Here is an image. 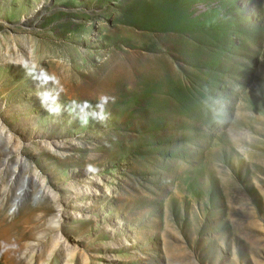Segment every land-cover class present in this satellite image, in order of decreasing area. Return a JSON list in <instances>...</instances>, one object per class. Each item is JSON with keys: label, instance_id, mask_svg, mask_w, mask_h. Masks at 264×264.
<instances>
[{"label": "rangeland", "instance_id": "374dc122", "mask_svg": "<svg viewBox=\"0 0 264 264\" xmlns=\"http://www.w3.org/2000/svg\"><path fill=\"white\" fill-rule=\"evenodd\" d=\"M0 163V264H264V0H0Z\"/></svg>", "mask_w": 264, "mask_h": 264}, {"label": "clouds", "instance_id": "9594fccd", "mask_svg": "<svg viewBox=\"0 0 264 264\" xmlns=\"http://www.w3.org/2000/svg\"><path fill=\"white\" fill-rule=\"evenodd\" d=\"M22 67L26 69L30 74L34 73V66L30 68L27 64H25L22 65ZM36 78L41 80L43 83H46L53 79L43 71H41L39 77ZM37 96L41 101V106L44 107L50 115L59 116L61 114V109L59 106L54 107L49 103L50 97L47 92L38 93ZM107 99H108L107 97L102 96L100 98V103L98 104V107H101V111L98 114H96L95 119H97L100 122H103L107 118L106 115L103 113V107H102L104 104L107 103Z\"/></svg>", "mask_w": 264, "mask_h": 264}, {"label": "bare ground", "instance_id": "6f19581e", "mask_svg": "<svg viewBox=\"0 0 264 264\" xmlns=\"http://www.w3.org/2000/svg\"><path fill=\"white\" fill-rule=\"evenodd\" d=\"M0 165H2V164L0 163ZM0 172H4V175L6 176V174L8 173V165L6 164V165L4 166V168H2V169L0 170ZM3 181H4V179H3ZM3 214H4L3 208H0V217H2Z\"/></svg>", "mask_w": 264, "mask_h": 264}]
</instances>
